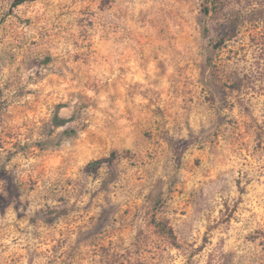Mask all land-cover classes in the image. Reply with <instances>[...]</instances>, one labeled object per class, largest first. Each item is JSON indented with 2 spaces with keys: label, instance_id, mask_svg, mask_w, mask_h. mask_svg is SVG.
Instances as JSON below:
<instances>
[{
  "label": "rangeland",
  "instance_id": "obj_1",
  "mask_svg": "<svg viewBox=\"0 0 264 264\" xmlns=\"http://www.w3.org/2000/svg\"><path fill=\"white\" fill-rule=\"evenodd\" d=\"M202 3L0 0V264H264V22Z\"/></svg>",
  "mask_w": 264,
  "mask_h": 264
},
{
  "label": "trees",
  "instance_id": "obj_2",
  "mask_svg": "<svg viewBox=\"0 0 264 264\" xmlns=\"http://www.w3.org/2000/svg\"><path fill=\"white\" fill-rule=\"evenodd\" d=\"M36 0H14V7ZM251 12L248 13V9ZM202 13L205 17L203 32L206 36L215 32L217 42L214 48L224 45L238 36L241 28L249 22H264V0H203ZM57 127L64 125V120L55 117ZM99 163V162H98ZM61 211L53 210V215ZM159 227L165 231L170 238L174 233L167 225L160 223Z\"/></svg>",
  "mask_w": 264,
  "mask_h": 264
}]
</instances>
